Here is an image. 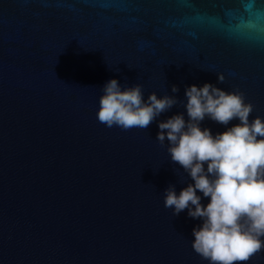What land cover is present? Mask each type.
I'll use <instances>...</instances> for the list:
<instances>
[{
  "label": "water",
  "instance_id": "1",
  "mask_svg": "<svg viewBox=\"0 0 264 264\" xmlns=\"http://www.w3.org/2000/svg\"><path fill=\"white\" fill-rule=\"evenodd\" d=\"M112 78L184 103L147 129L108 128ZM206 82L264 119V0H0V264H209L192 247L202 218L164 206L194 181L156 139Z\"/></svg>",
  "mask_w": 264,
  "mask_h": 264
},
{
  "label": "clouds",
  "instance_id": "2",
  "mask_svg": "<svg viewBox=\"0 0 264 264\" xmlns=\"http://www.w3.org/2000/svg\"><path fill=\"white\" fill-rule=\"evenodd\" d=\"M217 80L222 83L224 74L218 73ZM172 92H178L176 85ZM185 96L188 120L178 113L160 121L156 139L162 146L167 140L171 161L194 184L179 195L169 185L164 206L173 209L174 216L188 209L190 217L202 218V225L192 230V247L209 264H247L264 250V119L249 120L254 105L239 90L225 91L206 82L186 87ZM99 103V122L127 131L147 129L162 113L184 102L168 94L158 98L154 91L145 101L139 83L122 90L112 78L103 86ZM205 117L222 125L234 119L240 123L213 136L209 128L200 127ZM197 190L210 197L206 206Z\"/></svg>",
  "mask_w": 264,
  "mask_h": 264
}]
</instances>
